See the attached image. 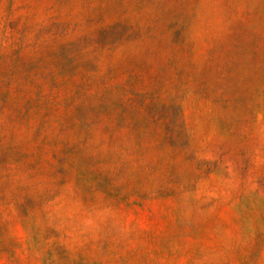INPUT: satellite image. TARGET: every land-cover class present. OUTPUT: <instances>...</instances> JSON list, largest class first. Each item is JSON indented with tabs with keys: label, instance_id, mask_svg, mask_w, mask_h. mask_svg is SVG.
<instances>
[{
	"label": "rangeland",
	"instance_id": "1",
	"mask_svg": "<svg viewBox=\"0 0 264 264\" xmlns=\"http://www.w3.org/2000/svg\"><path fill=\"white\" fill-rule=\"evenodd\" d=\"M0 264H264V0H0Z\"/></svg>",
	"mask_w": 264,
	"mask_h": 264
}]
</instances>
